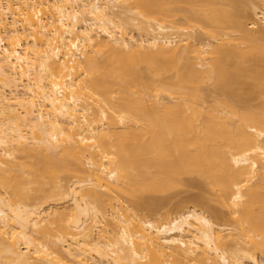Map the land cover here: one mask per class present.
Instances as JSON below:
<instances>
[{
	"label": "bare ground",
	"instance_id": "obj_1",
	"mask_svg": "<svg viewBox=\"0 0 264 264\" xmlns=\"http://www.w3.org/2000/svg\"><path fill=\"white\" fill-rule=\"evenodd\" d=\"M227 1L198 17L185 0H0V264L261 263L264 111L236 94L264 76V6ZM207 81L226 96L204 117ZM192 172L235 233L190 206L132 211Z\"/></svg>",
	"mask_w": 264,
	"mask_h": 264
},
{
	"label": "rangeland",
	"instance_id": "obj_2",
	"mask_svg": "<svg viewBox=\"0 0 264 264\" xmlns=\"http://www.w3.org/2000/svg\"><path fill=\"white\" fill-rule=\"evenodd\" d=\"M244 1V2H243ZM253 1H255V0H250V2H248V3H246L247 5H248V9H249V7L250 6H252V5H249V4H258V2L259 1H255L254 3H252ZM241 2H243L244 3V5H245V2H246V0H242ZM262 2V4L261 5H263L264 6V3H263V1L262 0H260V3ZM183 4V2L182 3H180L179 4V7L181 6ZM228 5H230L229 3H228V1L227 0H185V2H184V4H183V6H181L180 8H181V10L183 11L184 9H185V11H187V12H191V13H195V14H197L198 12H202L203 11V13L204 12H207V10H213L214 12V14L215 13H217L219 16L218 17H221V15H223V12L224 11H227L229 8H228ZM247 5H245L243 8H245V7H247ZM262 6V7H263ZM230 7V6H229ZM182 8H184V9H182ZM251 8V7H250ZM246 9V8H245ZM247 9V11H249ZM193 11H195V12H193ZM196 11H197V13H196ZM210 12V11H209ZM222 12V13H221ZM184 13V11L181 13V14H183ZM212 13V12H211ZM250 13V14H249ZM249 13H248V15H249V17H247V19H245V24L247 23L249 26H250V24H252V22H253V20H254V22H255V20L256 19H254V16L252 15V13L249 11ZM208 14V13H207ZM202 16V13L201 14H197V16L198 17H200V16ZM133 16L134 15H131L130 16V13H129V15H128V17H130L129 19H133L134 20V18H133ZM182 16V15H181ZM216 16V15H215ZM135 17V16H134ZM179 17H180V15H179ZM136 19V18H135ZM180 19V18H179ZM135 21V20H134ZM134 21H130L131 23L130 24H127L128 25V27H126V29L127 28H129L128 29V31L130 30V29H132L131 31H133L132 32V34H134V36L136 35H138V34H136V33H139L140 32V29H136L135 30V28L134 27H132V26H130L131 24L132 25H134V24H136V23H134ZM138 20H136V22H137ZM177 21H178V19H177ZM257 21V20H256ZM129 23V22H128ZM178 24H177V26L179 25V27L180 28H182V29H189L190 31H191V33H194L198 38L200 37V40H201V38H202V40L201 41H206V40H209L210 41V39L208 38H206V36H205V34L206 33H204L205 31L207 32L208 31V29L206 28V27H204V28H206V29H203L202 27L203 26H201V23L199 24V23H196L193 27H189L187 24H185V22L181 19V21L179 20L178 22H177ZM257 23L259 24V22L257 21ZM252 24L251 25V28L249 27V26H247V27H249L250 29L249 30H251V31H254V30H256L258 27H262V25L263 24ZM126 25V24H125ZM146 25L147 24H143V27H145L146 29H148L147 27H146ZM148 26V25H147ZM130 27H132V28H130ZM209 28V30L211 29L210 27H208ZM256 28V29H255ZM136 32H135V31ZM188 30V31H189ZM212 30V29H211ZM137 31H139V32H137ZM142 31H144V29L142 28V30H141V33H142ZM221 31H222V29H221ZM221 31H219L218 30V32L217 33H221ZM226 31H227V29L226 30H224V32L226 33ZM228 31H229V29H228ZM227 31V32H228ZM201 33H203L202 35H199V34H201ZM229 33H232V32H229ZM233 35H234V32L232 33ZM220 34H217V36H218V38L219 37H225V36H223V33H222V35H220ZM197 37H195V39L197 38ZM205 37V38H204ZM221 37V38H222ZM196 39V40H198V41H200L199 39ZM220 38V39H221ZM204 39V40H203ZM264 40V39H263ZM210 42H212V40L210 41ZM219 42V41H218ZM214 43L216 44V42L214 41ZM212 44H213V42H212ZM182 45H184V43L182 44ZM241 46H244V45H241ZM213 47H214V44H213ZM210 50H212V49H210ZM209 52V51H208ZM207 55V54H206ZM210 55V54H209ZM211 56V55H210ZM249 61V60H248ZM250 61H252V60H250ZM249 63H251V62H245V64H244V62H243V64L245 65H243V67H246L247 66V68H248V66L250 67V70H252V68L254 67L252 64H249ZM252 63H253V61H252ZM250 65H252V66H250ZM263 67L261 66L260 67V70L262 69ZM245 69V68H244ZM248 71H249V73H248V75L250 74H252L253 72H254V70H253V72L251 73L250 72V70L249 69H247ZM246 70V71H247ZM260 70H259V73H261L260 72ZM263 70V69H262ZM247 71V72H248ZM255 74V73H254ZM258 74V73H257ZM260 75V74H259ZM262 76V77H261ZM261 76H259V78H257V79H259L260 80V82H259V80L258 81H256V84H262V82H264V79H263V75H261ZM258 77V76H257ZM261 78V79H260ZM249 82V81H248ZM252 82H254V87L252 86L253 85V83H252V85H251V83L249 82L248 83V85H250V87L252 86V89L247 85V87L245 86L244 87V89H243V92L245 91L246 92V90H247V92H246V94H242V93H240V95H238V93L236 94V91H234V94H232L231 96H229V100H233L234 98H236L237 96L238 97H240L241 96V98H243L244 97V99L246 98L248 101V104H247V102L244 100L243 102H246L245 104L246 105H248V106H251V105H253V107L254 108H252V109H254V110H250L249 112H251V111H258V110H262L261 112H263L264 111V109H263V107H262V103H263V106H264V94H261L262 92L261 91H263V89L261 90V88L259 89V87L255 84V81H252ZM258 82V83H257ZM213 82L211 81H207V82H205V83H203V84H201L202 86V94H203V100H204V98L206 99V100H204L205 102H204V104H206V105H204V110H202L201 112H202V114H203V116L204 115H207L208 113H210V114H212V112H210L212 109H214V108H212L211 109V107H213L214 106V102L213 101H211V98H212V94H214V92L216 91V90H214L215 88H214V84H212ZM264 84V83H263ZM235 88H234V90L235 89H237L236 88V86H234ZM256 87V88H255ZM204 88V89H203ZM246 88V89H245ZM248 88H249V90L251 91H249L248 90ZM255 88V89H254ZM259 90H258V89ZM214 90V91H213ZM254 90V92H252ZM217 92V91H216ZM215 92V95H217V93ZM264 92V91H263ZM219 93H221L220 91H219ZM219 93H218V96H216L217 97V99H218V97L220 98V99H222L223 98V96H224V94L223 95H219ZM235 94L237 95L236 97H234L235 96ZM234 95V96H233ZM226 96V95H225ZM224 96V97H225ZM233 96V98L232 99H230L231 97ZM237 97V98H238ZM213 100H216V98H215V96H214V98H212ZM219 99V100H220ZM224 99V98H223ZM227 99H228V95H227ZM226 98H225V101L224 102H226V100H227ZM239 99V98H238ZM219 100H216V101H219ZM235 100V99H234ZM243 100V99H242ZM228 101V100H227ZM238 101V100H237ZM221 102V101H220ZM224 102H221V103H224ZM242 102V101H241ZM216 103V102H215ZM250 103H251V105H250ZM237 104L239 105L240 103H236V106H237ZM216 105H218L217 103H216ZM244 106L242 103L239 105V106H237V107H239V109H240V107H247V106ZM220 106V105H219ZM223 106H225L224 104H223ZM223 106L221 107L223 110H224V108H223ZM257 106L259 107L258 109H257ZM206 107L207 108H210L211 110L209 111V109L207 110L206 109ZM214 107H216V106H214ZM236 107V108H237ZM244 107H243V109H244ZM252 107V106H251ZM262 109H261V108ZM217 109H218V107H216ZM226 108V110H227V107H225ZM221 109V110H222ZM228 109H229V107H228ZM247 109V108H246ZM245 109V110H246ZM248 109H250V108H248ZM206 110V111H205ZM219 110H220V108H219ZM230 110V109H229ZM228 110V111H229ZM245 110H243V111H245ZM144 112L142 113V111L140 112V111H138L137 112V114H139V113H142L141 114V117L143 118V116L145 115V117L147 116V115H149V116H152V114L153 115H157V116H162L161 114H164L162 117H163V121L161 120L162 118L160 117V119H159V121L161 120V123L163 122V123H165V121H164V119H166V116H168L167 114H169L170 113V115H171V113H172V115H173V112H167V110L165 111V110H163L164 111V113H163V111L162 112H160L159 110L157 111V110H155V111H151V112H149V111H145V110H143ZM208 111V112H207ZM216 111H218V110H216ZM216 111H214L213 110V112L214 113H216L217 114V112ZM240 111V110H239ZM167 112V113H166ZM219 112H221V111H218V115H216L217 117H221L222 115H220V114H222V112L219 114ZM245 112H248V111H245ZM259 113H260V111H258ZM161 113V114H160ZM185 113V112H184ZM205 113V114H204ZM213 113V114H214ZM257 113V112H256ZM134 114H136L135 112H134ZM136 114V115H137ZM147 114V115H146ZM151 114V115H150ZM160 114V115H159ZM165 114H166V116H165ZM175 114V113H174ZM188 114H189V112H188ZM135 115V116H136ZM155 115V117H157ZM169 115V116H170ZM176 115H178L177 113H176ZM220 115V116H219ZM227 115H229V114H227ZM215 116V117H216ZM233 116H235V115H233ZM137 117V116H136ZM138 117H140V114H139V116ZM137 117V118H138ZM141 117H140V120H141ZM144 117V118H145ZM159 117H157V118H159ZM205 117V116H204ZM211 117H212V115H211ZM229 117H231V115L229 116ZM207 119H208V117H206ZM213 118V117H212ZM205 119V118H204ZM207 119H205V120H207ZM228 119H230V118H228ZM235 119H237L236 117H235ZM234 118L233 119H230V121H231V123L234 125L235 123H233V121L235 120ZM144 120V119H143ZM213 120V119H212ZM214 120H216V118L214 119ZM220 120V119H219ZM233 120V121H232ZM135 121V120H134ZM142 121V120H141ZM230 121L228 122V120H227V122L229 123V124H231L230 123ZM237 121V120H236ZM139 121H137V123H138ZM222 122V121H221ZM227 122H225L224 121V123H226V124H224V125H227L228 123ZM235 122V121H234ZM141 123V122H140ZM219 124V126L221 125V123H220V121L218 122ZM232 125V126H233ZM222 126H223V124H222ZM221 126V127H222ZM228 126V125H227ZM216 127H218V126H216ZM225 127V126H224ZM220 128V127H219ZM170 153V152H169ZM168 155H170V157H172L171 155H172V153H170V154H168ZM175 154L173 153V156H174ZM165 157H167V156H165ZM164 157V158H165ZM163 158V159H164ZM174 158H176L175 160H176V162H179V161H177L178 160V158L177 157H174ZM166 159V158H165ZM170 159V158H169ZM171 160L172 161H168V159H167V162H168V164L170 163V165L169 166H175V164H173V163H175V160L173 159V158H171ZM174 160V161H173ZM165 161V163H167L166 162V160H164ZM162 163H164V162H162ZM167 164V165H168ZM178 164V163H177ZM207 165H208V163H206ZM205 164V165H206ZM205 165H203L204 167H205ZM206 165V166H207ZM151 169V168H150ZM149 169V170H150ZM153 169V168H152ZM206 169H207V167H206ZM205 169V170H206ZM166 171H168V170H166ZM151 172V171H150ZM154 172V171H153ZM193 173V174H192ZM192 173H186V175H185V173H184V175L182 174V177H181V180L183 179V183L180 185V186H173V188H171V189H169L168 191H166V192H164V193H162V194H160V193H154V194H150L151 195V197H155V198H162L163 199V201L160 203V205L158 206V208H156V211L155 212H153V213H146V212H144L143 210L142 211H140V210H138L135 206H134V204H133V206L135 207H133V209H132V211L134 212V213H136V215L137 216H139V217H143V215L145 216V215H150V216H152L154 219H156V218H159V219H162V217L164 216V214H166V212H171V211H174V210H176V208L178 207V206H180V207H193L194 209H197L198 211H201V212H203L204 214L206 213V215H209V217H212V220H214L215 221V219L217 220L216 222L218 223V222H222L221 224H223V223H230V221H231V219L229 220L228 218H226V210L224 209V207L222 206H220L219 204L220 203H216V201H214L213 199L215 198L214 196V193H212L211 192V190H209L207 187H206V185H205V183H204V181H203V178L201 177V175L200 174H198V175H196V172H192ZM194 173H195V175H194ZM198 173V172H197ZM187 174H189V175H187ZM200 175V176H199ZM190 179H193V180H195V182L197 181V184H196V186H194V185H192V186H190V185H188V184H186L185 185V181H187L188 182V180H190ZM192 180V181H193ZM183 185V186H182ZM194 186V187H193ZM210 191V192H209ZM209 193V194H208ZM211 194V195H210ZM212 194H213V196H212ZM150 195H149V197H150ZM210 196L209 198L210 199H208V196ZM198 196H200V197H198ZM202 196H203V198L205 199H202ZM205 196H207V197H205ZM147 197H148V195H147ZM125 199V201L126 202H128V204H130L129 202L130 201H128L127 200V198H124ZM129 200H130V198H128ZM207 199V200H206ZM200 202H199V201ZM131 205H132V202H131ZM185 205V206H184ZM216 212H218V213H221V214H225V215H223V216H225L224 218L223 217H216V215H215V213ZM162 214V215H161ZM228 214V213H227ZM161 215V217H159ZM166 217V216H165ZM215 218V219H214ZM226 224H224V225H226ZM228 224H227V226H228ZM231 224V225H230ZM229 225L231 226L229 229L231 230V232L232 233H235V231H233L234 230V228L232 227L233 225H232V222L230 223ZM233 228V229H232ZM263 256H264V254H263ZM262 255H259L258 254V256L257 257H259V263L260 264H262L263 263V261H264V257H263ZM261 257H263L262 258V261H261Z\"/></svg>",
	"mask_w": 264,
	"mask_h": 264
}]
</instances>
